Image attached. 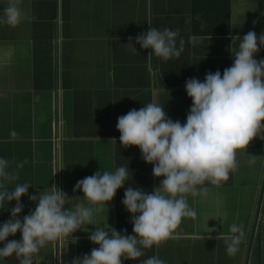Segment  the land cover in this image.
<instances>
[{
    "label": "crops",
    "instance_id": "1",
    "mask_svg": "<svg viewBox=\"0 0 264 264\" xmlns=\"http://www.w3.org/2000/svg\"><path fill=\"white\" fill-rule=\"evenodd\" d=\"M6 5L0 0V15ZM21 7L32 19L15 27L0 23V157L19 174L6 185L10 190L16 184L31 186L21 197L20 218L36 206L28 197L50 191L53 184L69 198L80 197L69 204L91 206L82 191H73L76 183L97 171L128 168L126 184L108 211L94 214L89 232L77 230L49 242L33 257V264H71L98 247L89 240L94 226L108 224L133 235L131 214L122 204L125 190L150 192L162 179L153 177V165L142 160L138 147L121 146L118 117L155 102L173 121L185 123L192 105L186 80L203 81L209 71L223 75L232 66L231 52L240 43L236 35L264 32V0H21ZM189 17L191 23H185ZM150 25L180 29L185 48L179 58L148 56L151 49L135 44ZM189 35L202 40L191 45ZM129 37L138 53L127 45ZM255 58L264 59V48ZM246 152L257 156L254 165ZM246 152L238 154V169L221 186L209 184L206 196L188 197L195 219L185 218L158 248L124 264L157 254L166 264H244L264 176V140L255 138ZM25 159L28 163L17 169ZM15 203L0 207V224L10 219ZM233 223L244 225V235L239 251L229 257L224 237L232 235ZM12 239L20 240L21 233ZM0 264L19 260L12 255ZM249 264H264V196Z\"/></svg>",
    "mask_w": 264,
    "mask_h": 264
},
{
    "label": "clouds",
    "instance_id": "2",
    "mask_svg": "<svg viewBox=\"0 0 264 264\" xmlns=\"http://www.w3.org/2000/svg\"><path fill=\"white\" fill-rule=\"evenodd\" d=\"M30 19L21 7V0H7L0 15V23L10 27ZM185 23H191V18H186ZM178 37L179 28L161 30L150 25L148 31L134 39L142 49H151L148 56L154 54L168 61L179 58L184 51L185 40L180 37L177 47ZM235 39L240 41L238 50L231 52L232 66L225 68L223 75L219 70L209 71L203 81L196 77L186 80L185 90L192 105L185 123L173 121L164 107L155 102L118 117L116 127L121 146L138 147L142 160L153 165V177L162 179L150 192L133 187L125 190L122 204L131 214L133 235L108 224L94 226L89 240L98 247L90 254L73 258L71 264H124L125 260H138L146 249L158 248L173 236L185 218H196L188 197L206 196L209 184L221 186L238 169V154L246 152L255 138L264 140V59L255 58L264 48V32L257 35L250 30L243 38L236 35ZM128 40L132 52L138 53L133 37ZM201 40L198 35H189L187 42L196 45ZM11 135L15 137L17 133L12 131ZM247 155L249 165H254L257 156ZM26 163L27 159L16 168H23ZM9 168L10 162L0 157V207L5 202H16L10 219L0 224V243L4 244L0 247V261L15 255L19 264H33L34 255L49 242L72 237L77 230L89 232L87 226L93 225L94 214L107 208L128 179V168L121 166L79 180L73 191H82L84 200L94 207L79 202L69 204L80 197L69 198L53 184L50 191H38L28 197L36 206L21 219L24 208L21 197L28 194L31 186L16 184L10 190L6 185L18 180L19 174ZM243 229V224L230 225L232 235L224 237L229 257L239 251ZM17 232L21 233L20 240H8ZM140 264H166V261L157 254Z\"/></svg>",
    "mask_w": 264,
    "mask_h": 264
},
{
    "label": "water",
    "instance_id": "3",
    "mask_svg": "<svg viewBox=\"0 0 264 264\" xmlns=\"http://www.w3.org/2000/svg\"><path fill=\"white\" fill-rule=\"evenodd\" d=\"M263 194H264V176H263V180H262V184H261V188H260V193H259L258 200H257L255 213H254V218H253V223H252V227H251V231H250V237H249V241H248V246H247L244 264H249L250 254H251L252 245L254 242L255 232H256L257 223H258L259 214H260V208H261V204L263 201V196H264Z\"/></svg>",
    "mask_w": 264,
    "mask_h": 264
}]
</instances>
